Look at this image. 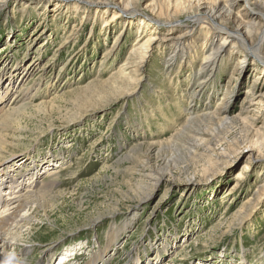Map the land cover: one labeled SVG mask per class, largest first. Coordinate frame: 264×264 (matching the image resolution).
<instances>
[{
	"label": "rangeland",
	"instance_id": "rangeland-1",
	"mask_svg": "<svg viewBox=\"0 0 264 264\" xmlns=\"http://www.w3.org/2000/svg\"><path fill=\"white\" fill-rule=\"evenodd\" d=\"M185 1L0 0V74L13 73L3 78L12 88L2 106L24 89L33 93L21 101L0 158L55 160L59 176L52 197L27 212L31 227L23 226L17 237L22 250L8 249L20 253L10 264H86L101 248L97 264H147L150 258L158 264H264V148L251 147L252 134L236 121L209 138L210 151L199 149L196 157L170 149L186 120L185 108L224 101L233 116L246 103L248 88L264 94V63L241 47L233 54L229 48L222 68L207 77L217 75V91L205 95V85L215 83L204 81L208 62L205 73L201 69L213 54L206 53L209 45L191 58L164 40L191 42L186 31L194 25L202 27L194 36L198 46L203 42L211 21L195 23L192 16L205 8ZM250 8L239 2L233 11ZM141 19L154 25L144 34L155 31L162 39L144 59L119 67L141 38ZM234 20L223 23L233 29ZM175 21L178 30L166 33ZM261 100L246 104L258 123H264ZM44 161L35 181L55 166ZM20 170L31 172L27 163ZM127 219L130 228L106 248L107 231Z\"/></svg>",
	"mask_w": 264,
	"mask_h": 264
},
{
	"label": "bare ground",
	"instance_id": "bare-ground-1",
	"mask_svg": "<svg viewBox=\"0 0 264 264\" xmlns=\"http://www.w3.org/2000/svg\"><path fill=\"white\" fill-rule=\"evenodd\" d=\"M150 4H157V0H151ZM181 1V0H180ZM179 0H175L174 4L179 5L181 4ZM183 1V0H182ZM185 1V0H184ZM192 1V0H190ZM194 2H189L190 5L200 4L204 6L205 11L200 14L193 15L192 17L196 20L195 23L198 21H202L203 19H209L211 21V25L205 29L202 36L203 42L198 46V42L200 41L199 38H194L195 34H199L202 27H195L191 25L190 29L186 31L190 41L184 43L183 39L175 36L171 37L168 36L164 40L168 41V43L172 42L175 43V50H179L188 54V57H194V52H196L198 47L204 51L206 45H209L210 50L206 53H210L206 60L201 63L202 72L205 73L206 68L209 67V73L207 76L203 77L204 81L207 80L208 83L215 82L211 86H208L206 83L204 89H207L205 95L209 96L214 91H217L216 87V78L217 75L214 74L213 79L209 80V74L212 75L213 71H219L222 67L220 63L223 61L221 56L226 53V51L231 50V54L239 50L241 47L243 51L248 55L251 53L254 59H258L259 61L264 63V0H193ZM201 1V2H200ZM186 2V1H185ZM245 2L246 5L250 6L251 11L249 13H242V14H235L234 3ZM87 3V2H86ZM171 3V2H168ZM184 3V2H182ZM187 3V2H186ZM253 3V6H252ZM90 6L94 5V3L90 2ZM106 14V8L102 9ZM129 10L128 8H124L123 11ZM118 12H112V18H116L119 16ZM158 13H162V9H158ZM247 14V18L243 17ZM159 16V15H158ZM151 19L155 21H160L157 18ZM234 18L235 25H233V29L228 28V26L223 23L227 21H231ZM169 19V18H168ZM227 20V21H226ZM167 23H172L173 20H166ZM174 23L167 25L166 28L169 30L166 33L173 32L178 30L177 21ZM194 23V24H195ZM141 30H139L141 38H137V42L129 49V53L127 58L123 61V63L119 67L128 68L131 67L132 63H134L135 58L144 59L149 48L151 45L156 42V40L161 41V35L157 37V34L154 33H145L144 29L147 27H153L154 25L150 23L149 20L141 19ZM210 27V29H209ZM154 27V29H156ZM188 28V27H186ZM212 29V30H211ZM224 32V33H223ZM223 34V35H222ZM168 35V34H166ZM146 36V39H145ZM221 36L223 39L221 43L217 44L213 41L216 40V37ZM196 37V36H195ZM143 38L145 40H143ZM209 39V40H208ZM231 39V40H230ZM143 41V42H142ZM184 43V44H183ZM116 48L115 46H112ZM187 48V52L185 49ZM240 48V49H241ZM181 53V52H180ZM182 54V55H184ZM231 54L227 57H230ZM243 54L240 58V61H245L247 55ZM191 55V56H190ZM196 55V53H195ZM220 57V58H219ZM209 60V61H207ZM208 62L207 67L205 66ZM15 67V66H14ZM19 67L17 70H20ZM211 68V69H210ZM262 72H264V67L261 68ZM208 71V70H207ZM19 72V71H18ZM17 72V74H18ZM16 73V72H15ZM4 74V73H3ZM2 77V81L0 80V149L3 148L6 144L9 143V134L6 135L5 133L9 131L12 127V124L15 122L16 115L18 114V110L23 108V104H20L24 99H31L33 97V93L31 91H27L24 89L16 98L17 100L13 101L9 105L2 106L5 96L8 94L9 89L12 88L10 84H6L3 81V78L8 79V77L12 76L6 75ZM118 74L126 76L127 73H124L123 70H119ZM25 76V75H24ZM28 76V75H27ZM208 77V78H207ZM207 78V79H206ZM6 84V85H5ZM253 86V85H252ZM215 93V92H214ZM259 97V98H258ZM261 98H264V94L257 95L256 92H252L250 88H248L245 92V102L239 107V110L233 116L230 115L232 109L224 107V101L218 103L215 107L210 108L209 105L205 103L201 105L199 108L198 106L194 105L193 108H185L186 120L181 130H178L173 136L172 141L173 145L170 146V149L179 150L177 152L185 151L189 153V157H196L199 155L198 150L201 151H210V139H214L218 137L220 131H225L226 128L229 129L233 122H239L242 124L241 128L246 129L249 134L251 135V139L248 140L250 142L251 147L258 150L264 148V123L263 122H255L256 120L260 119H251L248 116V109L246 104H260L262 101ZM23 102V101H22ZM192 102V101H191ZM196 103V102H195ZM194 104V103H193ZM208 104V103H207ZM4 105V104H3ZM262 120V119H261ZM256 124V125H255ZM255 127V130L252 129ZM222 133V132H221ZM221 135V134H220ZM214 137V138H213ZM179 141V142H178ZM180 147V148H179ZM182 149V150H181ZM134 148L132 149V151ZM130 151L124 158H127L128 155L132 152ZM175 152H173L174 154ZM176 154V153H175ZM183 155V153H182ZM6 157V156H5ZM176 157V156H175ZM0 158V264H10V257L13 255H18L19 252H8V249L11 251H15L18 248L23 249V247H18L16 244L18 243V236L21 233V229L23 226L26 225V228L31 227V217L27 216V212L31 209L32 206H39L41 203H45L46 200H49L52 197V190L53 186L58 184L59 176L55 172L56 165L54 162L55 160H47L40 159L38 156L37 158H30V157H18L16 159H12L6 157L4 159ZM10 159V160H9ZM9 160V162H8ZM45 160V161H44ZM40 161V162H39ZM47 162V164L54 165L53 167L47 168L45 178L39 181L34 180V175L37 174L39 170H42L43 167L42 162ZM27 163L31 172H27V174L22 173L20 168L23 164ZM46 167V166H45ZM12 171H16L13 174ZM19 172V173H18ZM40 172V171H39ZM240 174V173H239ZM242 176V174H241ZM238 178V177H237ZM25 188L22 189V185L27 184ZM22 212V213H20ZM131 220L127 219L126 221H122V227L117 229L116 225L111 226V228L107 231V244L106 248L111 245L110 243L117 240L120 233L127 230L131 226ZM165 248V246H163ZM105 249H100L98 254H94L93 258L88 261L86 264H97L100 260H97L96 256L98 255L99 258L103 257ZM27 253V248L24 250ZM160 252H162L160 250ZM20 254V253H19ZM6 257V258H5ZM62 258V257H61ZM66 258V257H65ZM7 259V260H6ZM150 258L147 264H158V258L152 260ZM61 260V259H60ZM106 260V259H105ZM103 260V261H105ZM145 260V259H144ZM48 261V260H47ZM141 260L138 259L137 261H132L130 264H140ZM147 261V260H146ZM26 260H21L17 264H28ZM42 264V263H37ZM50 264V263H49ZM59 264V263H57ZM61 264H68V261H63ZM99 264V263H98ZM143 264V263H142ZM146 264V263H144Z\"/></svg>",
	"mask_w": 264,
	"mask_h": 264
}]
</instances>
